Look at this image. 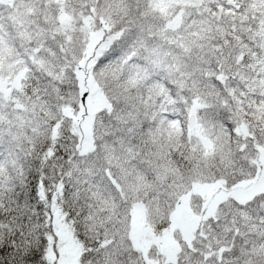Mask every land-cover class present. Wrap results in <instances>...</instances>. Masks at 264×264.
Masks as SVG:
<instances>
[{
    "label": "snow or ice",
    "instance_id": "6c2138e0",
    "mask_svg": "<svg viewBox=\"0 0 264 264\" xmlns=\"http://www.w3.org/2000/svg\"><path fill=\"white\" fill-rule=\"evenodd\" d=\"M0 264H264V0H0Z\"/></svg>",
    "mask_w": 264,
    "mask_h": 264
}]
</instances>
